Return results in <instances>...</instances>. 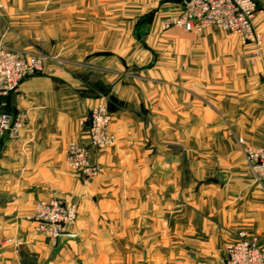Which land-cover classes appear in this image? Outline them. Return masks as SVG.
Here are the masks:
<instances>
[{
  "label": "crops",
  "instance_id": "crops-1",
  "mask_svg": "<svg viewBox=\"0 0 264 264\" xmlns=\"http://www.w3.org/2000/svg\"><path fill=\"white\" fill-rule=\"evenodd\" d=\"M2 1L7 9L0 12V42L9 30L12 31L7 33L9 39L14 33L26 36L27 25H30L27 22H36V0ZM89 1L81 0V3L89 5ZM256 1L264 7L261 0ZM161 2L165 3L156 13L148 34L150 44L158 37L154 36V29L159 30L164 20L182 12L181 0ZM91 4L96 6V11L91 13L92 19L104 21V0H91ZM65 19L72 21L73 13H65ZM254 27L264 39V11L255 18ZM103 35L102 27L96 36ZM70 36L73 35L65 33V37ZM200 37V41L207 44L203 46L206 48L217 49V44H213L218 38L224 42V45L219 44L223 60L208 61L205 74L208 100L223 102L219 107L215 105L221 111L219 115L217 109L204 113L202 119L199 106L194 104L192 120H186V96L182 93L171 94V98L161 95L160 104H155L159 109L155 111L152 101L156 96L149 91L154 82L127 73L125 69L129 64L125 67L115 58L95 59L87 64L49 59L42 74L26 78L15 93L3 100L4 110L22 117L24 126L17 136L6 135L0 143V264H104L105 243L95 230L103 228L99 217L120 211L123 197H129V202L124 204L135 217L128 222L130 242L134 245L129 257L134 264L138 230L139 243L150 250L154 229H160L158 239L163 241L164 228L176 231L184 228L179 214L176 221L160 220L154 224L149 215L153 209L158 208L156 211L166 214L170 208L180 209L186 201L198 204L196 208L207 202L214 206L210 211L213 221L208 223V229L209 240L216 248L235 241L240 232L257 237L264 248V182L254 180L244 153L235 142L242 138L252 147H259L263 142L264 46L261 62L252 65L250 54L255 47L244 45L237 36L216 30ZM24 44L14 41L12 45L23 47ZM195 49L203 53L201 45ZM53 51L60 53L56 47ZM123 53L130 55L133 50ZM200 69L199 62V78ZM152 70L154 67L146 69V73ZM196 76L193 81L199 88L201 80H195ZM103 98L112 117L109 131L114 143L105 151L91 152V162L99 164L102 172L97 178L86 181L70 170L66 151L72 142L88 144L90 112L104 101ZM154 113L160 118L161 129L176 133L181 146L184 140H179L184 139L185 132L200 133L204 126L209 133L220 131L222 125L229 128L223 140L218 142L212 135L208 141L210 148L223 145L230 150L217 157L228 166L221 194L211 188L208 192L216 191L214 196L189 193L184 185V158L179 151H170L167 144L154 156L151 141L156 128ZM217 118L223 119V123ZM211 162L215 165L212 167L214 173L219 164ZM192 176L194 183L197 182L194 173ZM218 195L225 199L222 210L216 207L221 204ZM52 198L79 208L78 222L69 229L75 237L64 242L58 250V244L54 245L44 235H37L34 224L27 220L39 201ZM142 213L146 218L143 225L137 218ZM202 224L205 221L199 223L197 233ZM192 230L195 231V227Z\"/></svg>",
  "mask_w": 264,
  "mask_h": 264
},
{
  "label": "rangeland",
  "instance_id": "rangeland-1",
  "mask_svg": "<svg viewBox=\"0 0 264 264\" xmlns=\"http://www.w3.org/2000/svg\"><path fill=\"white\" fill-rule=\"evenodd\" d=\"M261 1L264 5V0ZM164 3L161 0H104L105 20L97 21L92 19L91 13L96 11V6L91 4V0L88 3L89 5H83L81 0H67V5L65 0H36V22H27L30 24L27 25L29 27L28 34L20 36L14 33V37L9 39L7 38V33L12 32L9 30L3 35L1 39L3 42H1L9 48L42 54L46 57V61L52 59L62 62L87 64L101 58L119 59L125 67L129 64V68L125 69L127 73L137 75L138 78L144 77L154 82L152 84L153 88L149 91L156 96L152 101L155 111L159 109V107H155V104H160L161 95H169L171 98V94L182 93L186 96L184 101L185 105H187L185 108L186 120H192L194 104L199 106L203 119L204 113L217 111L218 108L215 105L218 106L223 103L218 100H208L209 88L207 75L205 74H207L208 70V61L223 60L224 53L223 49H219V44L224 45V42L218 38L213 44H217V49H213V46L206 48L203 46H207V44L200 41V36L207 31L217 30L222 33L223 31L217 27H210L202 33L196 34L186 33L177 28L164 29L163 24L170 19L177 18L179 16L177 15L164 20L159 30L157 28L154 29V36L158 37L156 42L154 41V43L150 44L147 41L150 28L156 13L160 12ZM257 3L261 10L256 17L264 11V7L261 6L259 1ZM67 12L73 13L72 21L65 19V13ZM35 23L36 26H34ZM102 27L104 35L97 37V31ZM65 33L73 36H70V38L65 37ZM14 41H22L25 44L23 47H15L12 45ZM200 45L203 52L201 54L196 52L195 49ZM54 47L59 49L60 53H55L53 51ZM124 50H133V53L124 56ZM254 51L250 54L252 65L255 62H261L254 58ZM199 62L201 65V78L198 77ZM153 67L154 70L151 73H146V69H153ZM194 75H197L195 80H201L199 88L193 81ZM174 103L176 104L175 101ZM106 105L108 107L107 102ZM219 111L218 109V115L221 114V111ZM145 114L148 116L147 113ZM152 117L154 118V126H156V128L153 126L154 130L151 134L154 156L159 155L161 147L167 144L170 151H179L184 158V185L189 193L195 192L198 195H207L208 193L214 196L218 190V193L221 194L225 186L222 180L223 176L228 174L226 171L228 166L226 167L227 164L224 160H220L217 157L220 154H225V152H230V150L224 148L223 145L215 149L210 148L208 141L212 135L216 137L218 142L223 140L224 132H229V128L227 129L222 125L220 131L209 133L208 127L204 126L200 133L185 132L183 134L184 139L181 138L179 140V142L184 140V144L181 146V143H178L177 134L162 130L159 125L160 118L156 113ZM217 119L218 122L223 123V119L222 121L219 118ZM228 134L230 135V133ZM235 142L243 153L244 147L249 146L242 138L235 139ZM93 152L100 151L94 150ZM215 155H217L216 158L214 157ZM211 160L219 164L214 173H212V167L215 165ZM91 163L101 168L96 162ZM101 172L102 168L100 174ZM193 173L197 178L195 183L192 180ZM97 177L92 179L84 177V179L87 181ZM210 188L211 190L216 189V191L209 193L208 190ZM221 198L222 196L218 195L221 204L216 207L222 210L224 209L223 203L225 199ZM125 201L126 203L127 201L129 202V197L122 198L123 203L119 212L105 213V218L99 217L103 228L95 231L98 232L101 240L105 243L104 264H134V261L130 260L129 257V253L134 252V245L130 242L131 235L128 222L134 220L135 217L129 212V207L124 204ZM196 206L198 204L186 201L180 209L170 208L166 214H161L156 211L158 208H154L153 213L149 214L151 222L153 221L155 224L160 222V220H166L167 222L176 221V216L179 214L181 215L180 221L184 220V228H181L180 232L175 229L164 228L162 233L164 234L162 235L163 241L158 239L160 238V229L155 230L153 228V245L150 250L149 248L146 249L143 243H139V230H136L138 232V243L135 264H223L227 245L224 247L219 245L216 248L209 240L210 230L208 229V223L213 221L210 211L212 212L214 206L208 202L204 206H199L200 208L197 207L198 209ZM123 208L125 209L123 210ZM180 210L181 213H178L177 211ZM194 213L196 215L193 218ZM104 215L101 214V216ZM140 215L137 218L143 225L146 218L144 213ZM218 220L224 223V220L219 218ZM203 221H205V224L201 225L200 232L197 233V227ZM77 222L78 218L75 224ZM192 227H195V231L192 230Z\"/></svg>",
  "mask_w": 264,
  "mask_h": 264
},
{
  "label": "built area",
  "instance_id": "built-area-1",
  "mask_svg": "<svg viewBox=\"0 0 264 264\" xmlns=\"http://www.w3.org/2000/svg\"><path fill=\"white\" fill-rule=\"evenodd\" d=\"M181 4V14L166 21L164 29L177 28L199 34L217 27L227 35L237 36L244 45H253L254 58L262 59L263 36L254 27V19L261 10L256 0H181ZM6 9L0 0V12ZM45 62L46 57L42 54L16 50L0 42V143L6 135L17 136L24 126L22 117L4 110L3 100L15 93L26 78L42 74ZM111 121L105 101L94 106L90 112L88 144L72 142L66 151V162L73 173L88 179L100 174L101 168L91 163V152L103 151L113 143L109 131ZM243 151L254 180L264 182V138L261 146H245ZM77 218L76 205L52 198L39 201L27 220L34 224L37 234L49 237L57 245L62 237H75L69 229ZM225 250L224 264H264V248L257 237L246 232H240Z\"/></svg>",
  "mask_w": 264,
  "mask_h": 264
},
{
  "label": "water",
  "instance_id": "water-1",
  "mask_svg": "<svg viewBox=\"0 0 264 264\" xmlns=\"http://www.w3.org/2000/svg\"><path fill=\"white\" fill-rule=\"evenodd\" d=\"M226 180H227V176L226 175H224L223 176V180H222V182H226ZM71 239H73V238H70V237H62V238H60V240H59V242H58V246H57V249L56 250H58L61 246H62V244L64 243V242H66V241H68V240H71Z\"/></svg>",
  "mask_w": 264,
  "mask_h": 264
}]
</instances>
